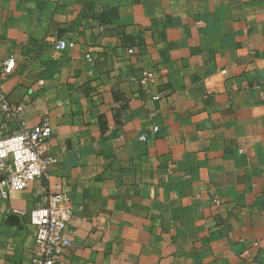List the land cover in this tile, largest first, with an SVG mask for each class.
<instances>
[{
    "label": "crops",
    "instance_id": "crops-1",
    "mask_svg": "<svg viewBox=\"0 0 264 264\" xmlns=\"http://www.w3.org/2000/svg\"><path fill=\"white\" fill-rule=\"evenodd\" d=\"M8 57L0 139L48 117L57 163L0 200V264H36L12 211L48 193L72 203L55 264H264V0H0Z\"/></svg>",
    "mask_w": 264,
    "mask_h": 264
},
{
    "label": "built area",
    "instance_id": "built-area-1",
    "mask_svg": "<svg viewBox=\"0 0 264 264\" xmlns=\"http://www.w3.org/2000/svg\"><path fill=\"white\" fill-rule=\"evenodd\" d=\"M73 47L71 42L59 41L54 49L62 51ZM133 51L128 50V54ZM89 58V57H88ZM15 60L8 57L0 71V83L3 77L13 73ZM156 75L153 71L143 70L138 84L147 98L160 101L163 94L155 90ZM0 109L9 117L17 118L22 112V106L10 107L0 89ZM158 130L154 127V132ZM52 136V124L48 117H43L39 123L21 130L8 138L0 139V200L7 199L9 192H19L26 189L33 181L47 178L48 170L57 163L54 156L43 154L42 147ZM144 140L142 136L140 138ZM215 206L220 203L213 201ZM27 218L35 229L34 242L38 248L36 264H55L62 253L70 245L66 235V225L72 212V203L67 194L48 193L45 204L31 212L12 211Z\"/></svg>",
    "mask_w": 264,
    "mask_h": 264
}]
</instances>
